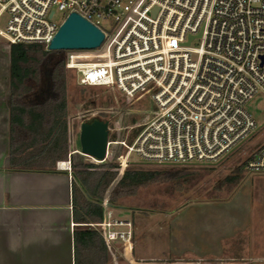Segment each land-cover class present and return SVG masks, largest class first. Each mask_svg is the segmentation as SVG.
Instances as JSON below:
<instances>
[{
    "label": "built area",
    "instance_id": "2783aa9c",
    "mask_svg": "<svg viewBox=\"0 0 264 264\" xmlns=\"http://www.w3.org/2000/svg\"><path fill=\"white\" fill-rule=\"evenodd\" d=\"M71 13L104 35L96 49L64 51L78 85L149 95L155 106L128 144L108 139L124 147L119 177L132 155L155 165L215 162L255 130L244 106L264 94V0H0V38L47 50ZM244 163L264 172V143ZM102 210L107 246L131 249V223L116 220L106 199Z\"/></svg>",
    "mask_w": 264,
    "mask_h": 264
},
{
    "label": "rangeland",
    "instance_id": "374dc122",
    "mask_svg": "<svg viewBox=\"0 0 264 264\" xmlns=\"http://www.w3.org/2000/svg\"><path fill=\"white\" fill-rule=\"evenodd\" d=\"M4 18L5 15L0 17V28ZM61 19L56 12L55 20ZM8 70V44L0 38V161L8 158L10 148ZM65 79L68 145L75 161L81 158L78 135L83 120L99 117L108 121L109 141L114 136V142L128 144L155 113L149 95L128 99L110 87L79 86L78 76L72 71H66ZM244 108L255 121V130L217 161L187 167L194 172L187 182L174 178L177 170L184 169L181 166L146 163L134 155L128 159L130 168L160 170L167 175L120 199L121 208L112 210L116 220L130 222L133 229L131 249L119 246L124 253L120 251L123 258L119 261L127 262L130 257L126 252L133 251V260L137 255L150 264L219 262L222 249L264 254V172L249 173L244 168L245 160L264 143V94L254 95ZM116 146L112 148L122 155L124 147ZM112 148L109 153L107 150L104 162L111 161ZM69 158L68 155L67 160L56 162L55 167L68 161L70 165ZM84 162L100 164L90 158H84ZM242 164L245 172L236 187L222 182ZM120 177L117 172L103 200H108Z\"/></svg>",
    "mask_w": 264,
    "mask_h": 264
},
{
    "label": "trees",
    "instance_id": "16d2710c",
    "mask_svg": "<svg viewBox=\"0 0 264 264\" xmlns=\"http://www.w3.org/2000/svg\"><path fill=\"white\" fill-rule=\"evenodd\" d=\"M8 44L9 55V124L10 148L7 166L19 171L52 173L55 164L67 160L69 155L72 177L74 213L80 223H99L102 218L103 195L115 180L119 170V154L110 144L111 161L99 165L84 162L85 156L75 161L68 145L64 52L48 51L38 44ZM114 142V136H111ZM79 145V142H78ZM78 150V149H77ZM80 151V150H79ZM77 154V153H76ZM78 155V154H77ZM242 164L222 182L238 185L244 171ZM174 178L184 179L194 175L181 166ZM160 170H145L126 166L110 192L107 208H121L119 200L133 195L141 187L166 178ZM98 237L95 230L86 228L75 233L90 243Z\"/></svg>",
    "mask_w": 264,
    "mask_h": 264
},
{
    "label": "crops",
    "instance_id": "0c3cea01",
    "mask_svg": "<svg viewBox=\"0 0 264 264\" xmlns=\"http://www.w3.org/2000/svg\"><path fill=\"white\" fill-rule=\"evenodd\" d=\"M71 189V172L64 164L52 173L19 171L7 166V157L1 158L0 264H150L137 255L133 260L134 251L126 252L127 262L119 261L123 250L105 243L97 226L102 218L89 224L76 219ZM86 228L98 237L90 243L82 238L75 242V233ZM246 250L222 249L219 262L203 264H264V254Z\"/></svg>",
    "mask_w": 264,
    "mask_h": 264
},
{
    "label": "water",
    "instance_id": "95a60500",
    "mask_svg": "<svg viewBox=\"0 0 264 264\" xmlns=\"http://www.w3.org/2000/svg\"><path fill=\"white\" fill-rule=\"evenodd\" d=\"M104 40L103 33L80 17L71 13L65 18L49 43L48 51L92 50ZM108 121L99 117L85 119L79 126V154L102 163L108 150Z\"/></svg>",
    "mask_w": 264,
    "mask_h": 264
},
{
    "label": "bare ground",
    "instance_id": "6f19581e",
    "mask_svg": "<svg viewBox=\"0 0 264 264\" xmlns=\"http://www.w3.org/2000/svg\"><path fill=\"white\" fill-rule=\"evenodd\" d=\"M60 165H63V163H60Z\"/></svg>",
    "mask_w": 264,
    "mask_h": 264
}]
</instances>
